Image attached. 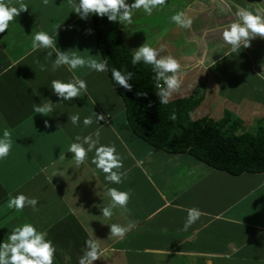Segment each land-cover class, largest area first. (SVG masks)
I'll use <instances>...</instances> for the list:
<instances>
[{
  "label": "crops",
  "instance_id": "crops-1",
  "mask_svg": "<svg viewBox=\"0 0 264 264\" xmlns=\"http://www.w3.org/2000/svg\"><path fill=\"white\" fill-rule=\"evenodd\" d=\"M24 2L28 9L19 12L17 25L10 23L6 33L14 39H0V133L8 129L13 140L8 157L0 161V241L14 226L29 222L53 241L54 264H78L89 238L107 249L93 264H264V173L235 177L188 155L149 147L132 134L124 103L106 72L78 70L88 88H96L71 103H57L51 117L33 112V103H45L46 98L56 103L51 80H66L71 74L63 68L52 72L46 52L31 51L29 34H52L59 21L57 47L62 51L74 45L81 56L99 52L92 23H87L91 17L82 20L71 13L68 0ZM251 5L250 0H184L171 13L169 6L151 17L138 13L129 31L122 28L124 46L130 52L129 43L135 48L143 42L163 46L164 54L179 61L182 82L169 101L187 98L201 86L203 99L197 109L202 118L219 121L230 113L243 122L245 131L257 123L264 129V38L251 40L239 54L230 53L220 41V29L235 18L237 6L253 11ZM255 5V10L264 8V0ZM179 11L192 19L191 28L171 22ZM22 16L25 21H17ZM21 28L26 31L19 32ZM40 64L47 70L41 71ZM77 112L81 121L93 112L105 119L87 128L70 121L65 127L62 123ZM96 130L100 142H112L123 160V183L111 186L131 191L127 211H115L111 220L100 216L101 199L105 204L107 200L102 191L104 175L96 174L91 164L93 153L76 168L67 152L77 135ZM56 170L65 174L53 176ZM218 188L225 198L217 196ZM17 193L35 198L36 207L8 209L9 194ZM192 207L202 215L185 231L186 210ZM130 222L134 226L123 239L109 237L106 223L127 226Z\"/></svg>",
  "mask_w": 264,
  "mask_h": 264
},
{
  "label": "clouds",
  "instance_id": "clouds-1",
  "mask_svg": "<svg viewBox=\"0 0 264 264\" xmlns=\"http://www.w3.org/2000/svg\"><path fill=\"white\" fill-rule=\"evenodd\" d=\"M44 2L47 3V0ZM68 2L72 8L71 13L77 14L82 20L91 17L92 21L93 15L98 18L106 17L109 22L124 28L134 23V17L138 13L151 17L154 12L162 9L167 0H130V2L129 0H68ZM27 9L28 5L24 0H0V33L9 29L10 23L15 21V17L20 11ZM233 16L235 18L220 29V41L222 46L229 49L230 53L239 54L243 48L250 47L251 40L257 37L264 38V8H258L253 12L248 8L237 6ZM171 22L180 28H191L192 25V19L184 11L172 15ZM57 28L52 34L47 31L29 34L31 36V51L44 50L46 57L51 61L50 70L52 72L63 68L71 74L66 80H51L49 88L51 93L58 98V101L53 103L46 98L45 103H33L35 114L51 117L57 103H71L73 98H82L87 95V81L77 74L78 70L97 73L110 71L114 89L120 86L125 90H132L133 85L129 81H132L133 73L116 68L108 69L107 60L98 58L99 53L91 55L88 52L86 56H81L78 51H61L57 47ZM87 31L89 34L91 33L90 29ZM131 52L130 62L133 66L138 64L150 66L153 73L152 79L155 81L157 89L155 94L160 104H167L182 82V67L179 61L171 54H164L163 46L153 47L146 42ZM39 67L41 71L47 70L43 64H40ZM137 95H146V93L137 92ZM68 119L75 127H79L82 123L87 128L94 123L99 124V121L104 120L105 116L93 112L81 121L80 113L77 112ZM44 123L47 127L48 121L45 120ZM12 145L11 132L5 128L0 133V161L8 157ZM67 152L72 154L69 160L73 162L76 168L85 163L89 153H93L91 164L94 165L96 174L104 175L102 191L107 200L105 204L101 199L100 216L104 217L105 220H111L115 211H127L131 191H122L118 187L111 186L121 185L126 175L125 172L120 171L123 168V160L114 144H102L100 132L96 130L89 135H77L69 143ZM59 158L65 160V152ZM61 172L65 174L63 170L59 172L56 170L53 176L60 175ZM37 203L35 198H29L23 193H17L14 196L9 194L7 208L21 211L25 206L35 208ZM186 212L187 215L183 224L185 231L202 215L201 210L196 207L188 208ZM106 224L110 228L109 237L118 239H123L125 234L134 226V223L131 222L127 226L117 223ZM84 244L86 250L84 249L78 264H93L107 251V249H101L97 240L93 238L86 239ZM55 252L56 248L53 241L47 238L46 232L38 229L32 223L24 222L14 226L9 230L7 239L0 241V264H54Z\"/></svg>",
  "mask_w": 264,
  "mask_h": 264
},
{
  "label": "trees",
  "instance_id": "trees-1",
  "mask_svg": "<svg viewBox=\"0 0 264 264\" xmlns=\"http://www.w3.org/2000/svg\"><path fill=\"white\" fill-rule=\"evenodd\" d=\"M94 42L108 69L133 73L132 90L117 86L125 117L132 134L149 147L167 154L188 155L215 171L231 176L264 173V129L257 123L255 132L245 131L243 122L225 113L219 121L202 118L192 121L191 114L203 99L197 86L187 98L160 104L150 66L131 64L132 53L123 42L120 25L106 17L92 16ZM33 24V23H32ZM30 25V24H29ZM111 85V72L107 71ZM137 92L146 95H137Z\"/></svg>",
  "mask_w": 264,
  "mask_h": 264
},
{
  "label": "rangeland",
  "instance_id": "rangeland-1",
  "mask_svg": "<svg viewBox=\"0 0 264 264\" xmlns=\"http://www.w3.org/2000/svg\"><path fill=\"white\" fill-rule=\"evenodd\" d=\"M240 1V0H239ZM245 1V0H244ZM249 1V0H248ZM257 1H259V0H250V3L252 4L251 6H256L255 5V2H257ZM130 2V1H129ZM181 2H184V0H167V2H166V7H163L162 8V10H159L160 12H163L164 13V10H166V8L169 6V9H168V11L171 13L173 10H175V7H176V3H181ZM253 7H252V10L255 12L256 10V8L255 9H253ZM156 14H154V16H155ZM22 20H24L25 21V18H24V16H22V18H20V19H17V21H19V22H22ZM137 20H138V17L136 16L135 17V23L137 22ZM142 22L143 23H145V20H142ZM141 22V23H142ZM90 26H91V22H87ZM11 24L12 25H14V26H16L17 24L15 23V22H11ZM26 25H27V22H26ZM59 25V26H58ZM57 26H58V28L60 27V23H59V21H57V22H55V28H57ZM51 27V26H50ZM131 27V26H130ZM130 27H126L125 29H126V32H127V30L129 31V28ZM57 28V29H58ZM120 28H121V30H122V27L120 26ZM24 29L23 28H21L20 30H19V32H22ZM92 30V29H91ZM24 31H26V30H24ZM74 30H72L71 32H73ZM123 31V30H122ZM135 30H133V32H134ZM8 32V30L7 31H5V33H0V39L1 40H3L4 41V37H6V36H8V34H6ZM11 33H12V31H11ZM63 34V33H62ZM75 35H76V31H74V37H75ZM12 38V39H14V37L13 36H8V38ZM23 38H24V35L22 36ZM22 37H19V39L20 38H22ZM126 44H127V41L125 42ZM128 43H129V41H128ZM4 44V43H3ZM134 44H132V43H129V45H126V47L128 48V49H131V48H133V49H135V47L133 46ZM58 48H60V50L62 51L63 49H62V47H58ZM70 51V52H72V51H75V46L74 45H70V46H68V49H67V51ZM26 66V65H25ZM106 75H107V71H106ZM33 78L35 77L34 75H31ZM89 88H96V87H92V85H90V87ZM88 88V89H89ZM251 94H253V96H254V93L253 92H250ZM122 107V103H119V109ZM121 111V110H120ZM202 117H204L201 113H200V111L197 109V110H195L192 114H191V120L192 121H195V120H197V119H200V118H202ZM70 120L69 119H67L66 121H64V123H62L65 127L67 126V123L69 122ZM252 124H254V123H252ZM252 126V128L249 130V132L251 131V132H255V130H256V128H257V126H259V125H251ZM109 145H111V144H113L112 142H109L108 143ZM219 192H216L217 193V196L218 197H220V198H225L224 197V193L222 192V190L220 189V188H218L217 189ZM68 217H70V216H68ZM2 230V229H1ZM0 230V231H1Z\"/></svg>",
  "mask_w": 264,
  "mask_h": 264
}]
</instances>
